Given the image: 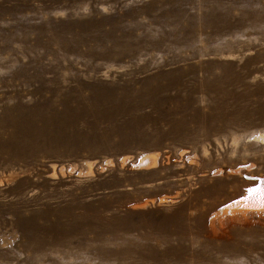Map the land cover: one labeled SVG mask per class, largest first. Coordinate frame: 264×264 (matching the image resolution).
Wrapping results in <instances>:
<instances>
[{
    "label": "rangeland",
    "instance_id": "rangeland-1",
    "mask_svg": "<svg viewBox=\"0 0 264 264\" xmlns=\"http://www.w3.org/2000/svg\"><path fill=\"white\" fill-rule=\"evenodd\" d=\"M150 1L155 8L129 15ZM202 1L177 9L170 0H0V107L70 106L54 122L63 133L31 141L27 159L0 153V264H128L115 257L121 250L137 264H264V0H248L252 8ZM209 8L230 25L212 31L203 23ZM103 17L134 54L87 75L81 63L93 42L69 44L93 32L83 22ZM177 21L181 31L194 21L191 34L166 37ZM232 41H242L234 54L215 52L235 51ZM177 55L188 59L171 63ZM155 72L149 83L164 87L137 109L141 137L128 112L94 105L82 85L137 100ZM169 74L177 84L168 86ZM221 78L222 89L208 86ZM5 116L0 108L11 130Z\"/></svg>",
    "mask_w": 264,
    "mask_h": 264
},
{
    "label": "bare ground",
    "instance_id": "bare-ground-1",
    "mask_svg": "<svg viewBox=\"0 0 264 264\" xmlns=\"http://www.w3.org/2000/svg\"><path fill=\"white\" fill-rule=\"evenodd\" d=\"M168 1V0H165ZM173 2V7L177 9L187 8L189 4L181 3V0H170ZM186 1V0H184ZM226 2L227 8H252L250 1L248 0H203L200 6H218L221 2ZM190 5L189 7H191ZM137 8H155V4L153 1L147 2L143 6L132 7L131 10L128 11L129 15L132 16L136 11ZM64 9V8H62ZM207 12L204 14L203 23L205 22L209 27H211L214 32H221L225 27L230 25L226 20L222 19L225 18V14L222 11L214 10L213 8L206 9ZM229 11V10H228ZM108 17H103L99 19L97 22L94 20H87L83 22V25H89L90 23L94 24V30L92 33L84 37H78L75 44H69V49H73L74 46H81L87 45L86 42L92 41L91 45H88V48L85 50L84 55L91 57V59L83 61L81 64L83 66V71L87 75L97 74L99 72H105V69H110V63L114 62L115 59L122 60L125 56H130L134 54V51L130 49L129 41L123 36L116 35L112 32V30H106L102 26L107 22ZM155 18V17H153ZM152 18V19H153ZM161 18H163L161 16ZM174 23V22H172ZM219 24H224L225 26L219 27ZM189 27L184 28L185 31H181L183 26L180 22L177 21L175 24L176 29L174 32L165 31L164 34L166 37L173 36L175 39H181L191 34L194 28V21L188 23ZM110 27H113L111 24ZM129 26L122 25L120 28L127 29ZM160 29V26L158 30ZM41 35H46L47 37L52 38L54 34L45 30H38L35 33L36 37H40ZM147 42L159 43L163 41V37L144 38ZM60 46L63 48L66 44L62 40H58ZM235 46V51L232 52V48L230 46L221 47L215 50L217 53H223L225 51H229L228 55L234 54L238 47L241 46L242 41H232ZM191 45V44H190ZM189 46L190 50H193V47ZM165 50H168L166 48ZM138 52H140L138 50ZM226 54V55H227ZM101 58L105 61L96 62L95 59ZM179 59H188L187 57L180 58L178 55L171 58V63L179 62ZM174 65V64H172ZM174 69V68H173ZM55 75V74H54ZM160 73L155 72V74L149 78L145 79V86L144 91L141 93L139 99H134L130 93L127 91L120 97L115 96L111 90H106L104 92H98V88L100 85L97 83L90 84L82 81V85L85 88H88L91 92L90 99L92 100L93 104H97L100 101H104L109 107H117L120 109L119 112H128V115H131L134 123H137V127L134 129V133L137 137H141L143 135V128L139 125L140 117L135 116L137 109L143 107V105L147 101V95H155L158 91H160L164 85L160 83H153L150 84V80L158 79ZM55 79L53 76L51 80ZM226 78H221L217 81V83H211L208 86L212 87L216 90L222 89L223 85L225 84ZM168 86H173L177 84V75L176 74H169V81ZM124 86H130L128 84L118 85L115 86V89H121ZM190 87V86H189ZM4 95L6 92H2ZM135 93V91H134ZM68 100L63 99L60 100V104L63 106V109L58 112L55 111L53 106L55 102H46V103H39L36 104L33 108H25L21 109L20 104H12L11 100H6L3 105L0 107L1 112H3L6 116L5 121L8 125L12 126L10 129H7V125L0 120V153L9 151L15 156L13 159H27L29 155L33 154V150L30 148L31 141H38L43 140V136L50 138L52 135L57 133H63V131L57 129L54 126V122L58 118H64L68 116V109L69 105L67 103ZM79 107H81L85 103V98L78 97L77 98ZM153 104L155 106H160L162 104V98L155 97L153 99ZM44 107L49 108V110H44ZM16 110V115L12 114V111ZM118 112V113H119ZM117 113V114H118ZM116 114V115H117ZM111 117L110 120L115 119V116ZM80 114L78 113L76 117L72 118L71 121L76 123L80 122ZM39 119L42 122V125L39 127H35V121ZM195 119L199 120L200 116H195ZM5 135V136H4ZM142 141H146L149 139H140ZM48 141V140H47ZM150 141V140H149ZM52 224H54L52 222ZM36 228H38L36 226ZM122 254H125L128 264H137V259L133 253L129 250H121L115 253V257L119 258ZM64 257V255L62 256Z\"/></svg>",
    "mask_w": 264,
    "mask_h": 264
},
{
    "label": "snow or ice",
    "instance_id": "snow-or-ice-1",
    "mask_svg": "<svg viewBox=\"0 0 264 264\" xmlns=\"http://www.w3.org/2000/svg\"><path fill=\"white\" fill-rule=\"evenodd\" d=\"M250 191H252V190H250Z\"/></svg>",
    "mask_w": 264,
    "mask_h": 264
}]
</instances>
